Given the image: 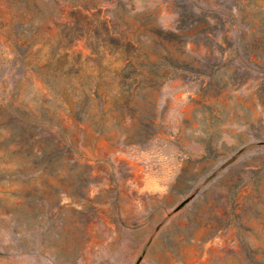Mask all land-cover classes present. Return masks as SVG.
<instances>
[{"label":"rangeland","instance_id":"rangeland-1","mask_svg":"<svg viewBox=\"0 0 264 264\" xmlns=\"http://www.w3.org/2000/svg\"><path fill=\"white\" fill-rule=\"evenodd\" d=\"M0 264H264V0H0Z\"/></svg>","mask_w":264,"mask_h":264},{"label":"trees","instance_id":"trees-1","mask_svg":"<svg viewBox=\"0 0 264 264\" xmlns=\"http://www.w3.org/2000/svg\"><path fill=\"white\" fill-rule=\"evenodd\" d=\"M127 79H128V77H127Z\"/></svg>","mask_w":264,"mask_h":264}]
</instances>
